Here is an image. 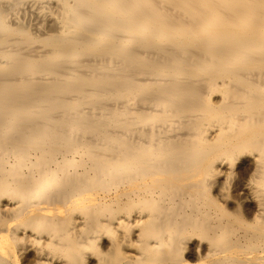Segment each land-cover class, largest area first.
Listing matches in <instances>:
<instances>
[{
  "label": "bare ground",
  "instance_id": "bare-ground-1",
  "mask_svg": "<svg viewBox=\"0 0 264 264\" xmlns=\"http://www.w3.org/2000/svg\"><path fill=\"white\" fill-rule=\"evenodd\" d=\"M0 264H264V0H0Z\"/></svg>",
  "mask_w": 264,
  "mask_h": 264
}]
</instances>
